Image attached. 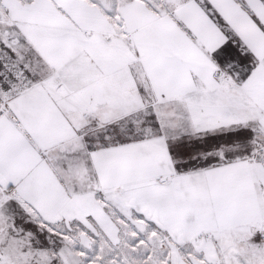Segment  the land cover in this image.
Returning <instances> with one entry per match:
<instances>
[{
    "label": "snow or ice",
    "instance_id": "1",
    "mask_svg": "<svg viewBox=\"0 0 264 264\" xmlns=\"http://www.w3.org/2000/svg\"><path fill=\"white\" fill-rule=\"evenodd\" d=\"M0 264H264V0H0Z\"/></svg>",
    "mask_w": 264,
    "mask_h": 264
}]
</instances>
